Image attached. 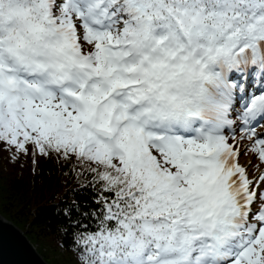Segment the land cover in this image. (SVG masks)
<instances>
[{"label":"snow or ice","instance_id":"snow-or-ice-1","mask_svg":"<svg viewBox=\"0 0 264 264\" xmlns=\"http://www.w3.org/2000/svg\"><path fill=\"white\" fill-rule=\"evenodd\" d=\"M247 150L264 0H0V152L57 166L70 264H264Z\"/></svg>","mask_w":264,"mask_h":264},{"label":"trees","instance_id":"trees-1","mask_svg":"<svg viewBox=\"0 0 264 264\" xmlns=\"http://www.w3.org/2000/svg\"><path fill=\"white\" fill-rule=\"evenodd\" d=\"M7 156L0 152V215L23 232L46 264H70L71 253L57 246L60 238L53 217V205L67 187L57 166L41 159L38 173L33 174L30 160L21 167L8 163Z\"/></svg>","mask_w":264,"mask_h":264},{"label":"water","instance_id":"water-1","mask_svg":"<svg viewBox=\"0 0 264 264\" xmlns=\"http://www.w3.org/2000/svg\"><path fill=\"white\" fill-rule=\"evenodd\" d=\"M3 225L0 233L3 246L0 248V264H46L23 232L1 215Z\"/></svg>","mask_w":264,"mask_h":264},{"label":"rangeland","instance_id":"rangeland-1","mask_svg":"<svg viewBox=\"0 0 264 264\" xmlns=\"http://www.w3.org/2000/svg\"><path fill=\"white\" fill-rule=\"evenodd\" d=\"M245 142H247V144H249L248 140L243 141V143L241 145L242 151L245 150V148H244ZM240 159H241V163H245V162L250 160L251 164L253 166H255V165L259 166L258 168L250 167L249 168L250 175L253 174V173L257 174L259 171H261L262 163L259 161L258 156H257V154L254 151L247 150V155H242ZM33 247L35 248V246H33ZM35 250H36V252H38L36 248H35Z\"/></svg>","mask_w":264,"mask_h":264}]
</instances>
